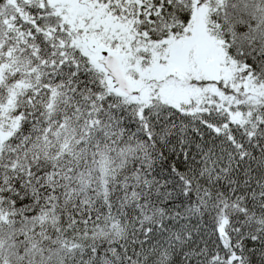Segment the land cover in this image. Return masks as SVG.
<instances>
[{
	"label": "snow or ice",
	"instance_id": "6c2138e0",
	"mask_svg": "<svg viewBox=\"0 0 264 264\" xmlns=\"http://www.w3.org/2000/svg\"><path fill=\"white\" fill-rule=\"evenodd\" d=\"M0 264H264V0H0Z\"/></svg>",
	"mask_w": 264,
	"mask_h": 264
}]
</instances>
